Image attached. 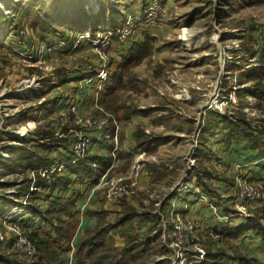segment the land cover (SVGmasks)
<instances>
[{
    "label": "rangeland",
    "instance_id": "374dc122",
    "mask_svg": "<svg viewBox=\"0 0 264 264\" xmlns=\"http://www.w3.org/2000/svg\"><path fill=\"white\" fill-rule=\"evenodd\" d=\"M233 128L255 138L229 143ZM76 140L93 172L63 189ZM22 144L50 161L19 165ZM257 157L264 165V0H0V264H122L148 236L126 264L243 256L214 229L264 225V200L236 181L264 192L238 167ZM176 213L193 230L172 240Z\"/></svg>",
    "mask_w": 264,
    "mask_h": 264
},
{
    "label": "trees",
    "instance_id": "16d2710c",
    "mask_svg": "<svg viewBox=\"0 0 264 264\" xmlns=\"http://www.w3.org/2000/svg\"><path fill=\"white\" fill-rule=\"evenodd\" d=\"M243 132H244V135H241ZM15 135H13V136H15ZM16 136H18V135H16ZM253 138H255V137L252 135L251 129L240 130V129H234L233 128L231 130V133H230L229 143L231 141L233 142V139L234 140L236 139L237 141H240L242 139H248L251 141ZM139 145L142 147H145V148L149 147V145L141 143V142L139 143ZM17 148H19V150L22 151V155H23V156L21 155V159L19 160V165L30 166V162L32 161L31 162L32 164L37 163L34 166L37 168L40 166L41 167L45 166L50 161V160H48L49 158L47 156H40L38 154L36 155V157L31 159V156L27 155V152H26L27 148H25L24 144H22L20 147L18 146ZM44 148H45V150H49L48 145H45ZM84 158H81L78 163L74 164L71 162L70 158L66 157V161H67L66 167L71 172L72 175L78 174L80 176L81 175L82 176L83 175L88 176L93 172L92 171V163L94 161L92 160L91 157L87 158V160H84ZM7 165H9V164H7ZM63 177H65V178L61 177V179H59V181H55V185H58L63 189H67L68 185H69V181H71V176L70 175H66V176L64 175ZM45 181H46V179L41 178V180H39V183L45 184L46 183ZM209 194H207V195L210 196ZM71 202L73 203V201H71ZM55 209H57L59 213L62 212V210H61L62 208L61 209L55 208ZM60 215H62V214H60ZM127 217L128 216H126L124 219H127ZM226 229H227V231H226L227 236H229V237L240 238L242 236H245L249 232H253L256 236H258L262 240H264V225L259 220H256L254 218H251L248 222L247 221L240 222L238 225H236V227L226 228ZM60 235L61 234L59 233V236ZM94 240H95L94 237L91 239L83 240L80 244L81 245L80 248L81 249H83V248L91 249V247H93L95 245ZM147 241H148L147 244H145V243H139V242H136L135 240H133L132 243H134V245L129 246L128 250L126 252V255H129V257L124 258V260L122 261V264H126L128 262V260L130 261L131 259L135 260L138 257L137 254H135V253H138V255L140 256L145 251H147L148 250V243L150 244V236H148ZM220 257L221 256H219L217 258L215 255L214 256L208 255L206 258V264H226V262H223V257L221 260H220ZM239 257L242 258V261H244L246 259V258H243V256H239ZM79 264H84V261H80Z\"/></svg>",
    "mask_w": 264,
    "mask_h": 264
},
{
    "label": "crops",
    "instance_id": "0c3cea01",
    "mask_svg": "<svg viewBox=\"0 0 264 264\" xmlns=\"http://www.w3.org/2000/svg\"><path fill=\"white\" fill-rule=\"evenodd\" d=\"M232 145L233 144H231V146ZM250 154L255 155L251 151L249 154H247V156H249ZM236 157H238V156H236ZM253 159L255 160V162L253 161ZM253 159H248L249 162L247 161L246 163H244L242 165L238 164V167L242 168L239 171L240 172L244 171L245 174H246V171H249L248 176L251 178H255V176H259L260 178H264V170L262 169V168H264V165L258 164V162H259L258 157H257L258 160L256 158H253ZM239 161H244V160H239ZM236 166L237 165H234L233 166L234 169L232 167V169L230 171L235 172ZM72 176L73 175L71 174V177ZM262 181H264V180H262ZM87 203H90V201L88 200ZM205 211H206V209L203 210L201 213L204 214V218H207L206 216H209V215H207V213ZM199 219L202 220V216H200ZM79 220L81 221V224H82L80 229L85 230L86 227L89 225V220L85 221V218L83 219L82 217H81V219L79 218ZM210 221H211L210 219L202 220L201 223H202L203 228L208 229V225H210V226L214 225ZM237 221H239V223L242 222L240 220H237ZM239 223L237 222L236 224L238 225ZM226 228H227V225H225V227L223 226V228H221L220 230L218 228H215L214 230L217 231L218 235L223 234V236H225V235L227 236V233H226L227 229ZM233 240L239 246L240 250L243 251V258H246V259L244 260L245 261L244 262V261H242L241 257H239V256L235 257L234 256V258L229 259L228 262H226V264H264V240H262L260 237H258L256 235L251 236L249 234H246L245 236H242L241 238H234L233 237ZM198 263L199 264H206V258L203 261H199L197 257L195 260H193V259L189 260V258H186V264H198Z\"/></svg>",
    "mask_w": 264,
    "mask_h": 264
},
{
    "label": "built area",
    "instance_id": "2783aa9c",
    "mask_svg": "<svg viewBox=\"0 0 264 264\" xmlns=\"http://www.w3.org/2000/svg\"><path fill=\"white\" fill-rule=\"evenodd\" d=\"M154 7L155 6H153V8H152L153 10H154ZM153 10H151V11H153ZM106 32L111 33V32H109V30L108 31L107 30H98L96 32L97 37L98 38L102 37V35H104V33H106ZM35 52L37 53V51H35ZM79 141H81V140H76L75 142H78V143L75 144V142H74L72 145L73 146L72 150H73V155L75 156V160L82 158L86 154V151L89 149V144H87V142H83V141L79 142ZM261 161L264 162V157L261 159ZM61 168L64 170V166H61ZM46 172H48V171H46ZM242 177L243 176H238L236 178V181L239 183L238 191L241 192L243 197L247 198L248 201H252V202L264 200V192L262 191L261 187L255 185V184H252L247 179L242 178ZM174 222H175V230L171 236L172 240H174L173 239L174 237L179 238V237L183 236L185 238V236H186L185 230H187V229L193 230V225L188 227L187 222H185L182 215L179 213H176ZM171 244H172V246L180 247V243L177 241L173 242ZM15 245L18 247V249L27 258L33 260L34 257L36 256L35 246H33L32 243L29 242L26 238H23L22 236H20ZM200 251L201 252L197 255V258L199 261H203L205 259L206 253L203 249ZM180 252L181 253H179L178 257L183 258L187 254V251L180 250Z\"/></svg>",
    "mask_w": 264,
    "mask_h": 264
},
{
    "label": "bare ground",
    "instance_id": "6f19581e",
    "mask_svg": "<svg viewBox=\"0 0 264 264\" xmlns=\"http://www.w3.org/2000/svg\"><path fill=\"white\" fill-rule=\"evenodd\" d=\"M186 38H188L189 37V34L188 33H185V35H184Z\"/></svg>",
    "mask_w": 264,
    "mask_h": 264
}]
</instances>
